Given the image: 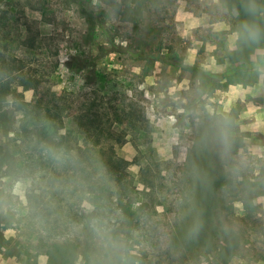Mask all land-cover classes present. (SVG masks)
Here are the masks:
<instances>
[{"label":"rangeland","instance_id":"obj_1","mask_svg":"<svg viewBox=\"0 0 264 264\" xmlns=\"http://www.w3.org/2000/svg\"><path fill=\"white\" fill-rule=\"evenodd\" d=\"M246 23L258 41H235ZM3 57L37 107L0 116V264H264V0H2ZM96 114L126 132L128 164L106 195L83 187L91 233L36 214L27 193L47 178L21 166L52 156L39 120L64 132Z\"/></svg>","mask_w":264,"mask_h":264},{"label":"trees","instance_id":"obj_2","mask_svg":"<svg viewBox=\"0 0 264 264\" xmlns=\"http://www.w3.org/2000/svg\"><path fill=\"white\" fill-rule=\"evenodd\" d=\"M86 18L89 23L88 35L92 37L95 30L94 19L90 15ZM18 63L19 59L16 57H3L0 60V116L5 113L8 106H13L15 111L26 115H31L37 107L35 103L27 101L23 91L19 90L20 87L24 90L34 89L37 84L33 77L21 72V65ZM130 110L129 114L137 127L139 126L137 122L141 120L140 116L144 115H134L135 108ZM96 116L95 120L90 116L81 117L83 123L76 129H67L64 132H61L59 127L51 129L47 123L40 125L43 121L39 120V124L36 125L38 134L36 145L47 141L52 156L45 159L36 157L32 152L24 158L21 166L31 180L47 178L44 187L32 189L27 193V198L34 204L36 214L50 223L57 224L62 221L64 214L67 217L71 216L72 222L85 225L84 232L91 233V219L83 212L85 209L81 208V204L85 202L82 198L83 187L89 183L91 190L97 187L106 195L109 188L124 180L121 174L123 177L126 175L128 164L124 159L114 157L116 146L126 142V132H115L105 127L102 115ZM50 132L52 137L49 136ZM81 152L87 154L92 152L94 154L92 156L98 160L90 171H87L82 161L77 159ZM213 174L219 177L221 173L214 169ZM63 180L69 181L67 186L62 185ZM219 182L214 181V187L218 186ZM67 210L69 213H66ZM203 218L201 230L198 228L193 235L205 234L203 228L207 219ZM89 235L83 234L85 243H88Z\"/></svg>","mask_w":264,"mask_h":264},{"label":"clouds","instance_id":"obj_3","mask_svg":"<svg viewBox=\"0 0 264 264\" xmlns=\"http://www.w3.org/2000/svg\"><path fill=\"white\" fill-rule=\"evenodd\" d=\"M249 12H253L254 11V8L250 7L248 9ZM242 36L249 40V41H253V42H256L260 39V36H261V31L259 29V27L255 24H244L242 26V32H237L235 34V41H239ZM226 118L224 119V123H226Z\"/></svg>","mask_w":264,"mask_h":264}]
</instances>
